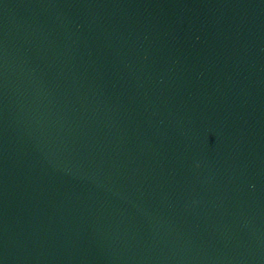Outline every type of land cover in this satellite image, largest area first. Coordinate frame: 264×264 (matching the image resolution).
Here are the masks:
<instances>
[{
	"label": "water",
	"instance_id": "water-1",
	"mask_svg": "<svg viewBox=\"0 0 264 264\" xmlns=\"http://www.w3.org/2000/svg\"><path fill=\"white\" fill-rule=\"evenodd\" d=\"M0 264H264V0H0Z\"/></svg>",
	"mask_w": 264,
	"mask_h": 264
}]
</instances>
